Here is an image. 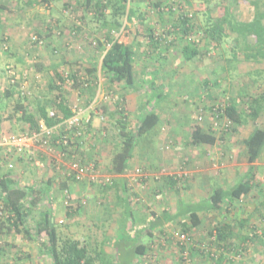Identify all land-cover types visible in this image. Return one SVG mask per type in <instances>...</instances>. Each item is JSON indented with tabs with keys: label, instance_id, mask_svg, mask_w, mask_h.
<instances>
[{
	"label": "rangeland",
	"instance_id": "374dc122",
	"mask_svg": "<svg viewBox=\"0 0 264 264\" xmlns=\"http://www.w3.org/2000/svg\"><path fill=\"white\" fill-rule=\"evenodd\" d=\"M31 1L36 2L34 6L28 4L29 0H0V34L3 36V42L0 44L1 112L6 115L5 118L14 112L13 103L16 102L17 94L9 100H5L3 94L4 90L10 87V84L16 79L19 80L18 87L15 89L16 92L22 91L25 93V96L28 97V100L25 102L28 111L38 114L35 99L38 95L48 93V84L50 80L55 77L56 71L67 79L64 85L66 91L65 96L67 99L70 98L69 103L73 102L72 108H85L84 104L88 101L87 97L90 93L85 92L81 94L79 90L71 86L72 81L68 79V75L70 77L71 74L79 71L81 68L79 75L86 80L88 79L94 82L93 85L95 86V105L93 104V107L90 108V112L94 113L96 116L98 115L96 118L100 119L97 121H101L102 130H104V127L108 124V121H110L108 125V127L111 128L110 134H116L117 128L114 126L115 122H112L115 120L107 119L106 115L102 116L101 114V110L106 108V105L115 106L117 108V104L121 101L124 93L123 90L119 89L121 87L115 86L110 82L108 75L102 70V58L106 52L99 51L97 49V44L99 38L106 37V33H108L107 29L101 27V24L96 21H90L87 22L85 27L83 26L84 28L80 33L73 31V28L77 24L76 18L83 16V12L85 13L83 6L85 5V0H58L53 2L50 6L44 3L38 4V1L35 0ZM99 1L108 4L109 10L113 9L112 7H114L113 5L115 4V0ZM155 1L156 0H131L130 7L136 8L138 13H146L147 16L148 12L145 10L149 11L148 17H146L144 21L139 22L138 25H136V29H132L135 25L127 20L126 15L121 16L119 19L122 20L123 24L125 23V25L131 27L137 39L136 44L139 49L137 51L138 56L141 57L140 59H138V57L136 58V84L134 86L136 91L134 90L135 92L133 95H141L147 100L151 97V92L154 91L155 88L159 92H167L169 98L168 100L162 101V113L160 112L162 116L161 119L164 123V127L168 129L172 128L174 131L178 132V134H182L183 132L187 133L188 129L189 132H192L190 126H193L195 122L198 121L199 123L202 122V124L205 123L207 127L211 125L212 127L210 129L212 131L215 130L214 132L217 134V137L223 138L224 134H227V131H231L232 128H228L225 121L219 120L214 114L215 110L211 109L217 107L219 104L225 105L226 102L232 98L237 100L238 108L243 112L246 118V128H249L248 131H251L254 126H264V99H262L263 111L256 121L248 116L251 111L248 108L249 105L244 104L246 102L244 100H246L248 96L252 98L264 97V57L261 56L260 61L254 63L247 61L242 52H237V57L234 58L230 47L234 42L233 38L235 35L228 34L229 37L226 38L223 45H219L218 48L211 47L206 58H196L190 62L185 61L182 54L177 51L170 53L171 55L168 61L163 62L160 60L154 61L146 57L144 51L141 52V49L147 44V40L144 37L145 35L147 37V29L150 25L152 27L154 26L157 36L162 35L166 37L167 33L172 30L178 34L180 28L176 26V22L178 17L186 12L193 15L196 24L199 23L201 29L198 30L197 33V36H199V33L203 34L202 24L204 23L206 25L209 18V14L206 10L212 8L215 10L214 15L220 14L222 13V4L225 5L227 3L228 5L229 3L225 1L222 2V0H177L176 4H174V6L176 5L174 14L170 15L169 11L172 9L170 7L172 5L167 1L166 5L162 7L168 10H165V14L162 15L158 8L155 7ZM252 1L253 0H238L235 5L233 4L231 6L234 16L240 23L250 22L254 19L255 8L252 5ZM261 3V8L264 11V0H261ZM52 6L54 7L53 11ZM156 8L157 10H155ZM160 10L162 11V8ZM37 13L39 14L37 15ZM36 16H38V18H36ZM53 17L60 18L62 23L61 27L55 31V37L49 39L45 37L41 43H34L38 40L37 32L46 30V24L52 23L50 18L53 19ZM108 18L111 19V17ZM112 36L117 37L118 34L115 33L112 34ZM179 36H182V34H179ZM179 36L177 35L178 38ZM250 42H252V39H250ZM205 43L209 44L206 42V39L202 41V45ZM222 46L228 48L227 55L224 58H222ZM53 49H55V51L58 50L60 53L56 54L53 52ZM160 53V58L164 55H168L166 52ZM21 57H23V59L19 60ZM157 66H160L162 74H156L157 77L154 78L155 84L153 85V78H151L153 75L148 74V72L156 70L155 67ZM94 68L97 69L96 74L90 77L86 70ZM5 69L7 71H5ZM39 69L41 70L38 71ZM223 77L226 78L223 84L225 92H222ZM218 79H221L219 84L216 83ZM206 80H210L209 85L213 92L202 95L199 90L203 85V81ZM90 97L91 95L89 98ZM145 105L147 104L143 103L142 106L144 107ZM205 106L208 108H205ZM4 107H6V109H4ZM124 108H126V106ZM173 113L176 114L172 117ZM219 121H221L222 124L217 125L216 123ZM83 123L84 129H86L85 125H89V127H87L89 133L86 131L87 134L95 136L94 131H92V125L87 121H83ZM214 125L215 128H213ZM56 131L59 132V130L56 129L55 134H57ZM29 133L31 132H29L26 125L20 121H16V118L13 120L5 119L0 122V143H3L5 139L11 136H20ZM165 136L166 135L162 134L163 138H166ZM177 138L181 143L176 145V143L170 144L167 142L166 146L170 148L174 145L173 149L187 152L190 147L189 149L187 146L180 148V146L185 145L186 142L183 144L182 141H186V136H179ZM189 138L191 137L189 136ZM151 140H154L158 146L162 144V141L160 142L158 140L154 131L141 138L139 140V145H141L146 155L156 154L155 146ZM86 141L88 143V141H93V139L90 140L87 135L85 142ZM149 141H151L150 144L148 143ZM220 144L222 145V143ZM37 146L38 144H33L31 148L32 150L34 149L33 151L35 152L32 154L29 153L34 158L32 160L28 159L26 166L17 167L15 175H18L17 177L20 182H22L23 186L36 185L39 187L48 183L49 178L53 177L57 179L54 184L59 191H52L47 197L42 196L41 201L37 205L38 210H34L33 215L29 218L30 228L35 230L36 222L41 220L42 212L49 208L52 211V215L55 217V221L60 224V229L65 235L85 240L89 243L88 248L92 250L93 241L90 242L89 240L95 228L93 226L94 221L90 218L92 213L90 209L92 205L89 204L90 198L88 194L83 192L82 188L97 189L99 185L94 183L88 184L87 182H83L84 184L75 181L70 182L73 183L75 187L78 186V190H73L72 187H68L69 197H67L60 187V184L64 182L62 179L64 176L56 172V167L53 163V152L43 151L48 155L44 159L41 156L44 148ZM166 146H163V151ZM216 148L217 147H214L213 151ZM6 149L7 148L4 146L0 149L1 158L6 157ZM38 153L41 155H38ZM84 163H95L103 174L109 175L103 172L102 165H100L96 158H86ZM215 165H222V159H219ZM161 166H164V164ZM185 166V164H182L176 172L162 167L161 170L156 171L153 176H150L152 178L149 177L150 180L148 179L147 182L152 181L156 177L179 175V173L184 172L187 173L189 177L191 171L188 168L185 170ZM137 180L139 179L135 178L134 182ZM185 180L187 179L183 175L180 181ZM139 183H137L139 187L141 184L144 187L146 182L143 181V183ZM138 185H135V193L138 192ZM183 193H186V191L184 190ZM137 197L138 196H135L134 200H136L135 198ZM47 200L50 201L47 202ZM173 202L175 201L173 200ZM84 203L86 206H84ZM90 203L92 204L93 202ZM98 204L102 205V201H98ZM98 204L96 202L97 206ZM79 205L80 208H86V213L83 212V214L80 215L81 217H86V219L76 223L74 222V218L71 220L65 215V209H73L75 212L77 209L79 210ZM178 205H180V203ZM62 207L64 208L63 213L60 212ZM252 208V206L246 207L242 214H250ZM262 210L264 211V207ZM215 217L214 215V219ZM183 218L186 219V216ZM249 223L252 222L249 221ZM207 224L197 227L193 232L194 239L202 241L203 248H201L205 252L208 251L207 243L209 242V225ZM261 224H264V222ZM247 227H249V225ZM103 229H106V227H103ZM162 230V233H166L167 236L166 234H161L163 239L156 238V240L159 239V241L163 242V245H165L170 252L166 253V255H170L169 258H172L178 253V250L175 246L170 244L169 237L171 234H181V226L172 223L165 226V229L162 228ZM245 233H247V230L244 231L243 229L237 236H234L233 240L236 246L234 247L233 245L231 250H227L224 254L226 260L223 264H264V239L258 241L253 238L251 239L252 241L248 240L239 247L241 241L240 237L245 235ZM93 234L95 235V233ZM39 238H42L44 241L47 240L45 234L35 240L29 239L24 234L20 233L4 235L0 239V245L4 248L2 253H0V264H50L51 259L42 250ZM171 247H174V249H171ZM211 248L213 252L222 253V250L218 249L217 246L212 245ZM234 248H237V250L232 251ZM199 257H194L193 260L196 262L201 261V256ZM169 258L167 256L163 257L158 264H173V261L169 260ZM207 261L211 262L210 260Z\"/></svg>",
	"mask_w": 264,
	"mask_h": 264
},
{
	"label": "trees",
	"instance_id": "16d2710c",
	"mask_svg": "<svg viewBox=\"0 0 264 264\" xmlns=\"http://www.w3.org/2000/svg\"><path fill=\"white\" fill-rule=\"evenodd\" d=\"M35 1H38V4L44 3L50 6L53 2L58 0ZM224 1L228 2L229 4H222V13L214 15L215 10L212 8H208V10H206L209 14V18L207 20V25H205V27L202 29L204 33L203 37L197 36L200 25H197L194 22L193 15L184 12L178 17L176 22V24L181 26L178 34L172 30L169 31V33L166 32V37H163L162 35L157 36L154 26L152 27L150 25L147 29V37L145 36L147 44H145V47L141 49V52L144 51L145 56L154 61L160 60L163 62L168 61V58H170L171 55L169 53H172L174 50H181L184 60L190 62L196 58H206L211 50V47L218 48L219 45H223L224 41H226V38L229 37L228 34H233L235 35L233 38L234 42L230 47L233 57H237V52H242L247 61L258 63L261 59V56L264 57V11L261 8V0L252 1V5L255 8V17L252 21L244 23H240L231 10V6L233 4L235 5L238 0H222V2ZM176 2L177 0L170 1L172 5L170 6L172 9L169 11L170 15L174 14V8L176 6H174V4H176ZM34 3L36 2H32L31 0L28 2V4L31 6H34ZM130 3L131 0H115V4L113 5L114 7H112L113 9L109 10V5L105 4L104 2L99 0H85V5L82 4L84 6L85 13L83 12V16L76 18L77 24L73 28V31L80 33L83 30L82 25L84 23L86 24L90 21H96L101 24V27L107 29L108 33H106V37L103 38V41L99 40L97 44V49L99 51L104 53L106 52L102 58V70L108 75V78L113 85L127 89L134 87L136 84V58L138 57L137 51L139 49L137 44L132 41L134 34L131 28L127 25L124 26L122 20L119 19L121 16L126 15L129 22H131L133 25H138L139 22L144 21L146 17H148L149 13L148 10H145L148 12L147 16L146 13H138L136 8L130 7ZM159 12H164L165 14V11L163 10H160ZM92 13L93 15H91ZM38 14L39 13H37V15ZM108 17H111V19ZM36 18H38V16H36ZM51 24L52 23H47L46 30L37 32L38 40L34 43H41L45 37L48 39L55 37V31H57V29ZM115 33L118 34L117 37L112 36V34ZM179 34H182V45L176 44V37ZM196 39H199L200 42ZM204 39H206V42L209 44L205 43L206 45H202V41ZM250 39H252V42H250ZM2 42L3 36L0 34V44ZM158 51L166 52L168 55H164L162 58H160L161 55L158 54ZM53 52L56 54L60 53L58 50L55 51V49H53ZM227 52L228 48H224L222 46V58L227 55ZM19 59L21 60L23 57ZM160 66L155 67L156 70L148 72V74L153 75L151 77L153 78V85L155 84L154 78L157 77L156 74H162ZM80 69L79 71H81ZM96 70L97 69L94 68L87 69L86 71L91 77L96 74ZM5 71L7 70L5 69ZM79 71L74 72L70 75V77L68 75V79L72 81L71 86L76 90H79L81 93L89 92L93 99L95 96V86L93 85L94 82L84 79L79 75ZM66 80L67 79H65L61 73L58 71L55 72V77L51 79L48 84V90L55 96L44 101H39L38 116H36L33 112L28 111V108L25 105V102L28 100V97L25 96L26 94L22 91L16 92L15 89L18 87L19 80L15 79V81L10 84V87L4 90L3 94V98L5 100H9L10 98H13L15 94H17L16 102L13 103L14 112L5 118L6 115H4L0 110V122L4 121L5 119L13 120L16 118V121L24 123L31 133L40 132L42 130V126L46 128H52L62 124L65 122V120L73 116V112L71 111L70 107H68L67 99L63 93V87L66 84ZM219 81L221 82V79H218L216 83L219 84ZM224 81H226L225 77L222 78V92L225 90L223 88ZM209 82L210 80H207L206 85H209ZM162 95L163 94H159V96ZM262 99H264V97L252 98L248 96L246 100H244L246 101L244 104H248V108L251 111L248 116L253 118L255 121L259 118L261 112L263 111ZM121 104H123L122 99L119 101L114 114L111 113L112 115L110 117V120H115V128H117V133L115 136L118 140L111 142L114 145H112L113 149H111L112 157L110 160L109 169L112 175H122L127 172L130 160L134 156L135 148L140 143L139 140L150 134V132H152L161 121L158 113L155 111H148V113H145L143 119L139 121V124L135 126V131L130 132L128 129L129 124H127L125 119L123 105ZM1 108L2 107L0 105V109ZM4 109H6V107H4ZM104 110L106 111V108H104ZM211 110H215V116L219 120L225 121L227 123V127L230 129L232 128V131H235L236 127L246 120L243 112L238 108L237 100L234 98L228 100L225 105L219 104L217 107H214ZM119 116L121 117L118 118ZM221 121L216 124H222ZM211 127L206 129L199 123H195L191 127V144H216L219 138L217 137V134L210 129ZM213 128H215V125ZM57 129L59 130L58 133L60 136L54 138L52 146L54 148H58L59 150L67 151L68 146L63 147L55 144V140H59L62 135L67 134L64 127H58ZM80 139L82 141L77 140L74 143L76 144L77 152H82L80 148H82L83 144L85 143V140L83 141L82 138ZM69 142L71 143V141ZM244 144L249 154V162L251 164L255 163L260 158L264 150V127L256 129L253 134L244 140ZM73 149V146L69 148L71 152ZM6 152H8L7 149ZM79 152L78 154L80 157L85 158V153L81 154ZM38 155L41 154L38 153ZM41 156L43 158L46 157L43 155V153ZM33 158L34 157H32L27 151L22 153H17L15 151L10 153L8 152L6 153L5 158L0 157V239L4 235L20 233L24 234L29 239L35 240L41 235L45 234L47 237L46 241H44L42 238L39 239L41 241L42 250L51 259L50 264H100L98 263V253L94 254V252L88 248V242L83 239H76L69 235H65L61 231L60 224L55 221V217L52 215L51 209L48 208L42 212L41 220L37 221L35 225L36 232L30 228L29 218L31 215H33L34 210L38 208L37 205L41 201L42 196H44L46 188L42 189V187L36 185L23 186L22 182H20L19 178L17 177L18 175H15V170L18 167L17 165H22L24 162L27 163L28 159L32 160ZM82 161L84 162V159H82ZM138 169H141V167L137 168L136 171ZM168 177H170V179L166 180L172 182L174 185L175 182L180 181L182 176L169 175ZM185 178L188 179V176H185ZM62 179L64 182L60 184L61 189L68 188L70 182H73L74 180L72 177H63ZM55 180L57 179L50 177L47 187L54 183ZM147 180L144 181L147 182ZM139 181L143 183L142 180L139 179ZM112 182V185H114L113 179ZM251 182V179L247 177L230 190H225L222 187H219L210 194L207 200V205L204 207L207 213V225H209V242L207 243V252L202 249V241L195 240L193 236L195 229L202 226V216L200 215V212L203 208L198 207L196 209L189 210L187 207L183 210L184 212L180 213L179 216H183L185 213L188 215V220L175 222L181 226L180 233L181 235L183 234L186 236V240L180 239V237H178L176 234H171L169 237L170 244L175 246L178 250V253L175 254L174 257L169 258L170 255H166V253L170 252L167 250L165 245H163V242L159 241V239H163L160 236L158 237V240H152L150 244L145 243L143 245H139L137 248H126L128 251L127 255L124 256L118 254L123 260L121 264H132L134 258L139 256H141L143 261H145L144 264H158L165 256H167L169 260L173 261V264H223L226 260L224 253L215 251L213 252L211 247L213 245L217 246L218 249L221 250H231L232 246L234 245V236L231 235V231L234 230L230 228V224H223L222 219H219V217L224 211L223 206L227 199L239 200L251 192ZM112 185L102 184L100 186H105L106 188ZM48 201L50 200H47V202ZM260 208L262 209L263 207ZM214 215L216 216L215 219ZM67 217H69L71 220L74 218L73 209H69ZM164 217L166 221L161 217L159 219L160 223L158 224H160L161 227L165 229V226L170 225L172 216L169 212H164ZM156 224V221H153L148 229L152 230L153 228H156ZM239 226H242L243 228L247 225L246 222H240ZM233 228H235L234 225ZM165 234L166 233H162V235ZM251 234L252 233H248V236L240 237V242L245 243L246 241L251 240V237H253ZM120 240L127 242L126 238H122ZM3 250L4 248L0 245V253H2ZM233 250H237V248L232 249V251ZM199 256H201V261H198L200 263L193 260L194 257ZM207 260H210L211 262Z\"/></svg>",
	"mask_w": 264,
	"mask_h": 264
},
{
	"label": "crops",
	"instance_id": "0c3cea01",
	"mask_svg": "<svg viewBox=\"0 0 264 264\" xmlns=\"http://www.w3.org/2000/svg\"><path fill=\"white\" fill-rule=\"evenodd\" d=\"M167 1L170 2V0H156L155 7H157L160 11L162 6L166 5ZM157 8L155 10H157ZM53 9L54 7L52 6V11ZM161 14H164V12ZM91 15H93V13ZM50 20L52 22L51 25L56 29L61 27L62 23L60 18L53 17V19L50 18ZM85 25H87V23H84L82 26L85 27ZM197 25H199V23H197ZM176 26H178V28L181 27L179 24H176ZM46 27L47 25L45 28ZM133 27L134 28L132 29H136V25ZM204 27L205 24L203 23L202 29ZM198 29L200 30V28ZM202 36H204V33H199L198 37ZM177 38L178 37H176V44L182 45L181 36H179L178 39ZM99 40L103 41V37L99 38ZM132 41H134V43L137 42L135 36ZM197 41H199V39ZM177 52L183 55L181 50H178ZM158 54L161 55L159 51ZM140 58L141 57L138 56V59ZM206 82L207 80L203 81V85L201 87L202 89L200 88L199 90L202 95H207L213 92L210 85H206ZM119 89L124 92L122 95L123 104L121 105L124 107L126 106V108L123 107V110L127 124H129L128 129L130 132L135 131V126L139 124V121L143 119L145 113H148V111H155L159 114V117L162 118L160 115L162 101L168 100L169 95L167 92H159L155 88L154 91L151 92V97L146 100V98L141 95H133L136 91L134 87L129 89L121 87ZM63 93L66 95L64 87ZM159 94L163 95L159 96ZM54 96L55 95L50 91H48V93H44L43 95H38L39 98L37 97L38 99H35L37 112L39 101H44L48 98H53ZM89 96L90 95L88 94V101L84 104L85 108L83 109L85 111L81 115V119L82 121H87L90 125H92V131H94L95 136L87 134L90 140L93 139V141H88V143L86 141L82 148H80L82 152H78L81 154L85 153V158H82L84 161L86 158H96L100 165H102L103 172L111 176L112 174L109 169L112 157L111 149H113L114 146L111 142L118 140L115 134H110L111 128L108 127L110 121H108L104 130H102L101 121H97L100 119L96 118L98 115L96 116L94 113L90 112V108H92L95 103L94 101L96 96H94L93 99L92 97L89 98ZM65 98L67 99L66 96ZM69 99H67V104L73 112V102L69 103ZM143 103L147 105L143 107ZM205 108L208 107L205 106ZM115 110V106L106 105V111L103 108L101 110V114L102 116L106 115L107 119H110ZM174 114L176 113H173L172 117ZM35 115L38 116V114ZM120 117L121 116L118 118ZM195 123L199 122L196 121ZM199 124L206 129L208 128L205 123L202 124V122H200ZM115 125L116 123H114V126ZM246 125V121L242 122V124L236 127L235 131H228L227 134H224L223 139L220 137L218 142L214 145H194L191 144V138H189V136L191 137V131L189 132V129L187 130V133L183 132V135L181 133L178 134V132L174 131V129L164 127V123L161 119L159 125L153 131L158 140L160 142L162 141V144L158 146L154 140H151L155 146L156 154L146 155L144 154L145 152L143 151L141 145H138L135 148L133 158L130 160L127 172L122 175L111 176L114 180V185L105 188V186H100L102 184H99L97 189L81 187L82 191L88 194V197L90 198L89 204L92 205L90 209L92 211L90 218L94 221L93 226L95 228L93 229V233H95V235L92 233L89 240L90 242L93 241L92 251L94 254L98 253V263L121 264L123 260L119 257V255H127L128 251L126 248H137L141 244H150L152 240H156V238L161 236L162 227L158 223H160L159 219L161 217L166 221L164 212H169L171 214L172 221L170 224H172V222L175 223L188 220V215L185 213L183 216H179L181 212H184L183 210L185 208L188 207L190 210L201 207L204 209L207 205V200L210 194L216 188L222 187L225 190H230L247 177L252 181L251 192L239 200L227 199L223 206L224 211L219 219H222L223 224L227 223L231 225L230 228L234 230L231 231V235L233 236H237L238 233L244 229V231L247 230V233H252L251 236L253 237H251V239L254 238V240L256 239L258 241L264 239L262 238L264 237V224H261L264 222V215H262L264 214V211L260 208L264 207V150L260 158L255 163L251 164L249 162L248 151L244 144V140L246 138L253 134L256 129L263 128L264 126H254V130L252 129L251 131H248L249 128H246ZM85 126V130L89 133L87 128L89 125ZM162 134L166 135V138H163ZM179 136H186V141H182L183 144L184 142L186 143L185 145L180 146V148L187 146L189 149L190 147L187 152H184V150L173 149L174 145L170 148L166 146L167 142L170 144L176 143V145L181 143L177 138ZM151 141L148 143L150 144ZM220 143H222V145ZM163 146H166L164 151ZM214 147L217 148L213 151ZM42 153L44 156H48L46 152L42 151ZM219 159H222V165L216 166L215 163L218 162ZM23 164L25 165L26 162ZM23 164L17 166L20 167L23 166ZM162 164H164V166H161ZM182 164L186 165L185 170L188 168L191 171L190 176L185 181H178L173 185L172 182L166 180L170 179V177H168L169 175L158 178L156 177L150 181L151 183L146 182L144 187L143 185L140 186L142 189L137 184L140 182L139 180L134 182L137 168L141 167V169L146 170V172L148 171L151 174L150 176H153L155 172L161 170L162 167L176 172ZM47 185L48 184L45 183L41 186L42 189L46 188V192L44 194L45 197H47V195L52 191H59L54 183L48 187ZM135 185H138L137 193H135ZM68 187H72L73 190H78V186L75 187L73 183H70ZM184 190L186 193H183ZM135 196H138L135 198L136 200H134ZM173 200L175 202H173ZM98 201H102V205L98 204ZM90 202L93 203L91 204ZM96 202L98 206L96 205ZM179 203L180 205H178ZM84 206H86L85 203ZM248 206L253 207L250 210V214H242ZM85 209L86 208L79 207V210L77 209L74 212V222L79 223L81 220L86 219V217L80 216L83 212L86 213ZM203 209H201L200 215L202 216V226H205L207 224V213L206 210L204 209L203 211ZM65 211V215H67L69 210L65 209ZM60 212H64L63 207ZM184 216H186V219L183 218ZM153 221H156L157 223L155 225L156 228L149 230L148 228ZM249 221L252 223H249ZM240 222H246V225H249L250 228L247 226L242 228V226H239ZM233 225L235 228H233ZM103 227H106V229H103ZM247 233L243 236H248ZM122 238H126L127 242L120 240ZM241 244L242 242H240L239 247ZM235 246L236 245H234V247ZM171 249H174V247H171ZM226 252V249L222 250V253L225 254ZM144 263L145 261H143L141 256L134 258L132 261V264Z\"/></svg>",
	"mask_w": 264,
	"mask_h": 264
},
{
	"label": "built area",
	"instance_id": "2783aa9c",
	"mask_svg": "<svg viewBox=\"0 0 264 264\" xmlns=\"http://www.w3.org/2000/svg\"><path fill=\"white\" fill-rule=\"evenodd\" d=\"M162 10H168L162 8ZM83 108H73V116L62 124L52 128H46L42 126V130L40 132H32L29 134H23L20 136H11L0 143V148L3 146L7 148L8 152H17L22 153L27 151L28 153L32 154V145L38 144L37 147H43L42 151H50L53 152L54 155L53 163L56 167V172L64 177H69L75 180V182L82 183L87 182L94 183V184H112V177L110 175L103 174L100 169H98L97 164L95 163H84L77 152L75 141L79 140L82 141L80 138L86 140L87 132L83 127V121L81 119V115L84 113ZM53 115V113H52ZM64 127L65 132L67 134L62 135L60 139L62 140H55V144L59 146H68L67 151L58 150V148H54L52 143L54 138L60 136L58 131L55 134V130L58 127ZM79 138V139H78ZM69 141H71L72 145ZM84 145V144H83ZM73 146V151L71 152L69 148ZM41 150V149H40ZM58 150V151H57ZM7 152V153H8ZM150 173L144 171L143 169H138L136 171V178L142 181L147 180L150 177ZM180 176H188L187 173H179ZM73 180V181H74ZM64 194L68 196V188L63 189ZM178 237L182 240H186L185 235L178 234Z\"/></svg>",
	"mask_w": 264,
	"mask_h": 264
}]
</instances>
